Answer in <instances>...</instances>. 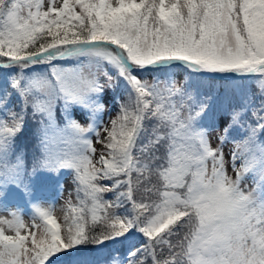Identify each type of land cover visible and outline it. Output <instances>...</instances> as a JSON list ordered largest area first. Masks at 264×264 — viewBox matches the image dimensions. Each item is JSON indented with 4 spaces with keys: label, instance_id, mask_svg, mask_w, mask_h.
<instances>
[{
    "label": "snow or ice",
    "instance_id": "6c2138e0",
    "mask_svg": "<svg viewBox=\"0 0 264 264\" xmlns=\"http://www.w3.org/2000/svg\"><path fill=\"white\" fill-rule=\"evenodd\" d=\"M0 264H264V0H0Z\"/></svg>",
    "mask_w": 264,
    "mask_h": 264
},
{
    "label": "rangeland",
    "instance_id": "374dc122",
    "mask_svg": "<svg viewBox=\"0 0 264 264\" xmlns=\"http://www.w3.org/2000/svg\"><path fill=\"white\" fill-rule=\"evenodd\" d=\"M62 200L57 196V211L54 213V216L58 218V222L62 219V213L59 211V205L62 204Z\"/></svg>",
    "mask_w": 264,
    "mask_h": 264
}]
</instances>
